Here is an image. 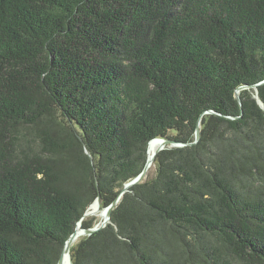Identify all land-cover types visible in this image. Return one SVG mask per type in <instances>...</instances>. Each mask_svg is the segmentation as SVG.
Returning a JSON list of instances; mask_svg holds the SVG:
<instances>
[{
	"label": "trees",
	"instance_id": "trees-1",
	"mask_svg": "<svg viewBox=\"0 0 264 264\" xmlns=\"http://www.w3.org/2000/svg\"><path fill=\"white\" fill-rule=\"evenodd\" d=\"M155 138L72 264H264V0H0V264H57Z\"/></svg>",
	"mask_w": 264,
	"mask_h": 264
},
{
	"label": "water",
	"instance_id": "water-1",
	"mask_svg": "<svg viewBox=\"0 0 264 264\" xmlns=\"http://www.w3.org/2000/svg\"><path fill=\"white\" fill-rule=\"evenodd\" d=\"M256 85L257 84L249 86V87H255ZM241 88H247V86H243ZM237 98H238V96H237ZM256 99H257V102L259 103V105L262 106V102L258 98H256ZM238 100H239V98H238ZM198 125L199 124L197 123L196 129H195V134H194V141L190 142L188 144H193V143L197 142V140L199 138V130H198L199 127H198ZM153 140H158L160 142V146L155 151V153L151 156L150 159L148 157H146L145 164H144L142 170L140 171V173L135 178H133L131 181L127 182L124 185V187L122 188V190L120 191V193L117 195V197L108 206H106L101 211L102 214L105 216L104 220L102 222L98 221L92 227L81 228L80 231L77 232V226L80 225V221H78L74 231L71 233V235L64 242L62 253H61V255H60L59 259H58L57 264H61L62 256H63L64 253H68L69 254V244L72 241V239H74L77 236L79 237V236H82V235H90V234L94 233L95 231L103 228L109 222L111 210H112L113 206L116 204V202L119 200V198L122 195V193H124L128 189V187H130L131 185L137 184V183H139L140 181H142L145 178L149 168L151 167V164L153 162L154 156L160 150H162L166 145L167 146H183V145H185L184 143L177 142V141L170 140V139H165V138H155V139L150 140V142L153 141ZM149 143H148V145H149ZM84 152L87 153L86 148H84ZM146 155H147V151H146ZM93 203H96V209L95 210H91V211H88V210L85 211L83 216H82V218L86 217V216H89V215H92L93 213H95L96 210H99V199L96 198ZM91 205L88 208H90ZM69 261H70V264H72V261H71V258H70V254H69Z\"/></svg>",
	"mask_w": 264,
	"mask_h": 264
},
{
	"label": "bare ground",
	"instance_id": "bare-ground-1",
	"mask_svg": "<svg viewBox=\"0 0 264 264\" xmlns=\"http://www.w3.org/2000/svg\"><path fill=\"white\" fill-rule=\"evenodd\" d=\"M160 146V142L158 140H153L149 143L148 147H147V157L150 159L151 156L155 153V151L158 149V147ZM96 209V203H93L91 205L90 208H88V211L91 210H95ZM89 216H95L97 219L100 218V222H102L105 218V216L102 214L101 211L96 210L95 213H93L92 215ZM88 217V216H87ZM80 231V225L77 226V232ZM80 237V236H79ZM79 237H75L74 239H72V241L69 244V251L70 248L72 247L71 245H74L75 242L78 241ZM70 253V252H69ZM61 264H70L69 261V254L68 253H64L62 256V260H61Z\"/></svg>",
	"mask_w": 264,
	"mask_h": 264
},
{
	"label": "rangeland",
	"instance_id": "rangeland-1",
	"mask_svg": "<svg viewBox=\"0 0 264 264\" xmlns=\"http://www.w3.org/2000/svg\"><path fill=\"white\" fill-rule=\"evenodd\" d=\"M149 169L152 171V170H153V167L151 166ZM98 221H100V218L97 219V222H98Z\"/></svg>",
	"mask_w": 264,
	"mask_h": 264
}]
</instances>
